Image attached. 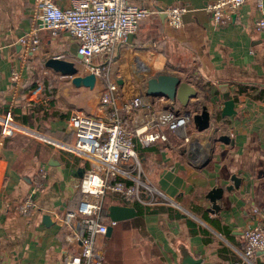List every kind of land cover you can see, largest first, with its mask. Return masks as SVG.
Returning a JSON list of instances; mask_svg holds the SVG:
<instances>
[{
    "label": "crops",
    "instance_id": "crops-1",
    "mask_svg": "<svg viewBox=\"0 0 264 264\" xmlns=\"http://www.w3.org/2000/svg\"><path fill=\"white\" fill-rule=\"evenodd\" d=\"M127 1L156 8L179 4L186 11L178 27L168 25L160 13L140 20L135 31L116 44L108 65L117 92L146 101L159 123L156 128L165 134L163 141L134 144L140 176L165 201H145L144 194L131 200L104 195L105 219L109 204L131 206L135 214L106 224L109 232L97 238L101 264L237 260L242 230L259 223L264 231V99L252 97L255 89L250 88L264 87V39L253 26L257 17H264V0L260 7L255 0H244L219 24L204 10L212 0ZM53 2L61 7L69 0ZM32 4L33 0H0V114L9 108L15 122L71 143L74 136L66 120L77 110L41 93V84L32 81L31 66L41 46L52 44L64 52L65 43L74 46V41L65 31L51 36L38 28L40 47L25 52L20 38L29 29ZM156 73L178 76L196 89V96L183 107L176 99L144 94L145 80ZM238 84L244 89L237 91ZM229 99V113L221 114ZM201 104L210 114L207 129L197 131L191 119L174 131L163 126L170 116L185 110L191 114ZM96 112L97 106L84 113ZM24 134L0 136V264H65L76 245L66 240L61 219L76 207L87 162ZM219 135L226 140L217 139ZM36 183L31 205L21 213L20 202ZM211 187L222 189L216 208L205 197ZM107 197L111 200L105 205ZM42 214L48 215L46 225ZM251 263L264 264V249L253 253Z\"/></svg>",
    "mask_w": 264,
    "mask_h": 264
},
{
    "label": "built area",
    "instance_id": "built-area-1",
    "mask_svg": "<svg viewBox=\"0 0 264 264\" xmlns=\"http://www.w3.org/2000/svg\"><path fill=\"white\" fill-rule=\"evenodd\" d=\"M244 0H212L204 5L212 22L219 24L234 13ZM260 7L263 0H255ZM184 5H167L162 8L146 7L127 0H69L65 6H57L53 0H33L30 26L20 38L24 51H30L37 42L35 28L46 29L54 36L65 31L74 41V53L80 55L85 73H93L94 82L99 76L96 114L73 111L66 124L72 131L73 142H65L28 129L12 120L10 109L0 114V136L17 132L29 134L40 141L79 157L87 162L79 179L80 193L73 210H66L61 222L67 228L69 243L76 251L69 254L65 264H101L102 256L98 236L105 232L112 221L102 216V201L106 193L117 194L124 200L139 198L165 201L157 189L146 182L138 172L134 144L146 146L156 140H165V134L156 128L159 124L146 108L140 97L121 96L116 82L108 76V65L113 59L116 44L123 42L135 31L137 23L151 15L163 14L171 27L181 24ZM254 28L264 39V17L253 22ZM84 73V74H85ZM190 117L184 112L170 116L163 126L174 131L185 125ZM40 176H44L40 171ZM36 183L20 202L18 210L26 213L31 205L30 194L37 189ZM144 201V202H145ZM243 246L238 259L227 264H252L256 250L264 249V231L259 223L245 227L241 233Z\"/></svg>",
    "mask_w": 264,
    "mask_h": 264
},
{
    "label": "water",
    "instance_id": "water-1",
    "mask_svg": "<svg viewBox=\"0 0 264 264\" xmlns=\"http://www.w3.org/2000/svg\"><path fill=\"white\" fill-rule=\"evenodd\" d=\"M75 59L79 61L80 55L75 53ZM43 65L60 75H71L70 83L74 86H84L90 89L94 85L93 73H85L83 75L74 74L76 72V66L72 60L50 56L43 61ZM144 94L151 96L161 94L169 99H176L181 106L185 107L189 103V98L196 96V91L192 86L181 80L176 75L169 73H156L154 76L145 80ZM231 103V99L224 101V107L221 114L229 113V109L227 110L226 108H228L227 104ZM184 113L190 115L192 125L197 131L207 129L210 126V114L204 104H201L199 108L191 114L189 110H185ZM217 139L225 141L226 137L224 135H219ZM229 188L230 186H226V189ZM221 190V187H211L206 192L205 197L211 202V208H216L214 202L220 196ZM134 214L135 210L133 207L128 205L109 204L106 207V215L111 221L128 218ZM41 222L45 225L47 224V214L41 215ZM109 230L110 225H106L104 233L107 234ZM196 262L198 261H188L187 264H193Z\"/></svg>",
    "mask_w": 264,
    "mask_h": 264
},
{
    "label": "rangeland",
    "instance_id": "rangeland-1",
    "mask_svg": "<svg viewBox=\"0 0 264 264\" xmlns=\"http://www.w3.org/2000/svg\"><path fill=\"white\" fill-rule=\"evenodd\" d=\"M37 29L38 28H35L34 33L37 31ZM38 45L39 41L37 38V42L33 45L32 50L40 47ZM63 49L66 54L63 51L59 50L55 45L50 44L48 47L41 46V49L35 52V62L31 66L32 81L39 82L42 86L41 93H50L51 97H53L59 104L62 103L64 107H68L70 110L92 112L96 109L97 106L98 93L101 85L99 76L96 77L97 83L90 89L83 86L75 87L70 83L71 75H60L43 65V61L50 56H56L66 60H75L74 55H72L74 53V46L72 44L65 43ZM74 65L76 66V72L74 73L76 75H83L87 70L80 61H75ZM24 135H26L27 137L29 136L27 134ZM30 138H33L36 141H40L35 137ZM135 149L137 155L139 156L140 147L137 144L135 146ZM106 196H108V193L105 194V197ZM110 200L111 199L107 197L104 200V204L106 205L108 202H110Z\"/></svg>",
    "mask_w": 264,
    "mask_h": 264
},
{
    "label": "trees",
    "instance_id": "trees-1",
    "mask_svg": "<svg viewBox=\"0 0 264 264\" xmlns=\"http://www.w3.org/2000/svg\"><path fill=\"white\" fill-rule=\"evenodd\" d=\"M244 87H245L244 85L238 84L237 91L243 90ZM250 88H251V90L255 89L254 94L252 95V97H254V98H263L264 99V87L255 88L253 86H250ZM137 212H141V210H139L137 208Z\"/></svg>",
    "mask_w": 264,
    "mask_h": 264
},
{
    "label": "bare ground",
    "instance_id": "bare-ground-1",
    "mask_svg": "<svg viewBox=\"0 0 264 264\" xmlns=\"http://www.w3.org/2000/svg\"><path fill=\"white\" fill-rule=\"evenodd\" d=\"M193 89H194V87H193ZM195 91H196V89H194Z\"/></svg>",
    "mask_w": 264,
    "mask_h": 264
}]
</instances>
